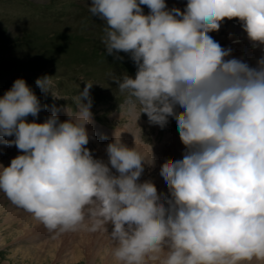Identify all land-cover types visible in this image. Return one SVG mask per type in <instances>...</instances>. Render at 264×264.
<instances>
[{"label":"clouds","instance_id":"1","mask_svg":"<svg viewBox=\"0 0 264 264\" xmlns=\"http://www.w3.org/2000/svg\"><path fill=\"white\" fill-rule=\"evenodd\" d=\"M88 11L104 21L106 53H128L136 65L134 78L107 73L121 115L138 108L137 119L160 127L176 121L183 159L160 167L170 196L138 183L155 159L120 133L106 148L118 175L93 159L85 147L93 82L67 120L53 107L45 122L29 123L47 106L22 78L0 98V138L14 136L5 143L23 153L0 166V192L50 232L107 234L116 264L264 261V56L255 67L226 59L232 49L210 36L236 18L253 47L264 45V0H187L183 12L165 0H91ZM35 83L52 92L51 77Z\"/></svg>","mask_w":264,"mask_h":264},{"label":"rangeland","instance_id":"2","mask_svg":"<svg viewBox=\"0 0 264 264\" xmlns=\"http://www.w3.org/2000/svg\"><path fill=\"white\" fill-rule=\"evenodd\" d=\"M184 1L182 4H187V0ZM165 3L168 10L176 8L171 4L172 0H165ZM90 5L91 0H0V90L8 91L16 79L22 78L41 104L55 109L62 107L64 110L70 107L75 111L76 96L83 91L85 82L91 81L94 83L89 90L92 98L90 111L93 116L98 117L108 127L132 128L144 137L141 143L142 141L150 143V147L151 144L162 143L163 135L162 131L157 132L158 125L150 123L144 113L137 119L138 108L132 114L121 115L119 105L123 103V96L119 93L117 85L109 81L107 73L113 71L117 76L127 74L134 78L136 65L128 53L115 50L113 55L106 53L101 42L104 36V21L97 16H91L88 11ZM140 7L143 14H149L147 6ZM44 76H49L53 80L52 92L45 93L37 87L36 80ZM2 97L3 95L0 96ZM100 101L109 102L111 106L114 101L119 105L109 108L107 105L96 106ZM177 111L182 109L177 108ZM168 123L171 127L177 128L173 117L168 118ZM174 137L178 136L167 139L172 141ZM8 139L2 137L0 143ZM166 142L167 140L159 146L163 148ZM13 151L11 150L10 154ZM7 158L3 156L0 161ZM0 207H4V211L10 208L21 210L2 192ZM2 214L5 215L6 212ZM40 230H45V233L48 231L49 235L45 237L43 234L44 236L41 235V238L37 237L35 240L42 241L51 238V234L56 237L62 234L51 233L43 224ZM11 232L15 236V232ZM11 232H2L1 238L5 241L0 244V264H25L20 254L13 256L12 253L20 246L22 248L29 246L34 239L13 241ZM76 232L69 233V242L72 244L76 239H73L77 236ZM100 247L103 255L106 253V256L112 257L113 246L104 242ZM11 255L14 258L10 257ZM55 264L64 263L60 260Z\"/></svg>","mask_w":264,"mask_h":264},{"label":"bare ground","instance_id":"3","mask_svg":"<svg viewBox=\"0 0 264 264\" xmlns=\"http://www.w3.org/2000/svg\"><path fill=\"white\" fill-rule=\"evenodd\" d=\"M182 2L185 1L172 0L171 4L176 8L185 9L186 4L183 5ZM210 36L215 41L217 40L219 44L221 42H224L222 41L223 39L216 35L214 32H211ZM227 39L228 38L226 37L225 40ZM220 46L222 47L224 45ZM231 49L232 52L230 53L229 57H226V59L236 57V49ZM52 113L53 109L48 108L46 110H41L38 115L44 116V118L47 119L50 115H52ZM56 115L59 117V120L61 122L68 119V113L64 109H56ZM33 119L34 117L29 115L26 119V122ZM86 130L88 131V133L96 132L97 134L106 137L107 144L100 150V152L102 153L100 157H106V159H108V155L106 152L107 145L113 141L116 132L120 133L122 143L127 147H130V149L136 147L139 151H147L150 148L151 155L155 159V165L153 167L145 165L144 171L155 170L156 176L155 178L151 179L139 178L138 183H143L145 181L152 182L157 188L158 196H160L164 191H169L166 182L164 181L163 177L160 176V167L168 160L176 161L183 159L185 146L182 144L179 137H174L172 141L170 139H166L167 142L164 143V147L162 148L159 145L156 147H150V145L142 144L140 141L144 140V137L129 127L120 129L117 128L113 131L114 133L111 134L107 133L108 129L97 126L96 122L93 120L92 123L86 125ZM13 137L14 136H9L8 138L13 139ZM11 150L14 151L10 154ZM21 154L23 153L19 151L14 145L8 146V144L5 142L0 143V160L3 156L8 157L6 160L0 161V166H9L11 160L17 155ZM4 207H0V244L5 241L4 238H1L3 231H14L15 236H13L14 234L11 232L13 241L21 239H34V241H31V244L29 246H26L24 248L20 246V248L17 247V250L14 249V252L12 251V254H14L13 256L20 254L22 257V262H24L25 264H55V262H58L60 260H62L64 264H114V259L112 257L109 258L108 256H106V253H104L103 255L100 247L104 242H107L112 246V242L109 240L107 234L103 232L88 233L83 230L77 231V236L73 237V239L76 238L73 240V244L69 242L70 232L62 233L57 237L54 234H51V238L43 239L42 241H40L41 239L35 240V238L37 237L41 238V235L43 234L45 235V237L49 235L48 231L45 233V230H40L42 224L37 221L29 212L12 208L4 211ZM3 212H6V214L3 215ZM108 227L110 231L111 225H109ZM13 256L11 255L10 257ZM251 264H264V261L253 260Z\"/></svg>","mask_w":264,"mask_h":264}]
</instances>
